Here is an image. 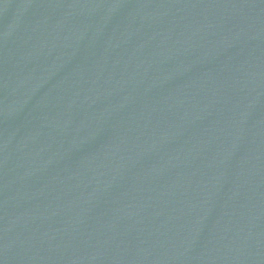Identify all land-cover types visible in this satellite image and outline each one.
Instances as JSON below:
<instances>
[{"label": "water", "instance_id": "obj_1", "mask_svg": "<svg viewBox=\"0 0 264 264\" xmlns=\"http://www.w3.org/2000/svg\"><path fill=\"white\" fill-rule=\"evenodd\" d=\"M0 264H264V0H0Z\"/></svg>", "mask_w": 264, "mask_h": 264}]
</instances>
